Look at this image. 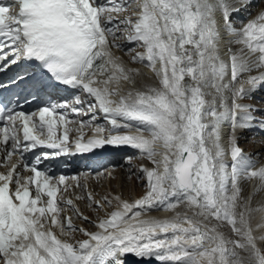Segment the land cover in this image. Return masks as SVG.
Here are the masks:
<instances>
[{
    "label": "snow or ice",
    "instance_id": "snow-or-ice-1",
    "mask_svg": "<svg viewBox=\"0 0 264 264\" xmlns=\"http://www.w3.org/2000/svg\"><path fill=\"white\" fill-rule=\"evenodd\" d=\"M237 2L244 8L251 4V0ZM13 3L19 8L15 15L10 6L0 4V71L21 60L38 62L46 70L41 75L50 84L26 72L18 73L12 83H27L36 92L49 86H68L91 100L87 110L73 106L85 103L78 95L27 113L12 107L0 109V152L5 154L0 166L8 165L15 154L23 160V153L37 148L55 150L23 164L32 175H21L19 164L0 173V264H125L123 258L129 254L169 264H264V252L257 246L264 235H254L264 229V205L253 208L251 197L242 196L240 185L242 179L256 178L264 188V166L254 169L237 138L238 130H248L255 122L252 113L260 111L239 101L249 89L264 85V72L248 77L249 88L240 83L244 74L264 69V11L237 29L231 16L241 9L232 7L229 0H217L216 4L209 0ZM131 3L138 5L135 18L114 21L112 13L125 11ZM218 9L226 32L234 38L229 42L242 46L236 52L229 49L227 63L219 55L220 33L214 15ZM121 25L126 39L145 49L132 57L133 63L145 64L157 78L156 84L125 95L110 85L120 80L134 85V77L141 73L126 69L112 57L110 49L121 47L114 43ZM253 56L256 58L251 59ZM229 73L231 79L224 83ZM5 87L0 82V88ZM209 88L217 94L211 102L206 99ZM225 92L231 93L230 105ZM118 95V101L111 99ZM217 98L222 110L216 107ZM61 109H70L76 116L92 113L90 120L79 122L80 135L74 142L77 152L105 143L128 145L154 165L140 168L147 180L146 194L133 203L116 197L117 209L98 221L97 231L80 229L87 238L76 243L60 238L76 231L71 217H61L63 198H58V193L67 190L66 178L39 168L50 155L70 151L66 125L74 121ZM94 110L104 113L113 129L120 126L118 118L138 121L140 134L105 139L103 127L98 126L93 138L85 142L83 128L96 119ZM225 123L230 126L227 153L221 144ZM259 123L264 125V120ZM58 128L63 129L61 135ZM226 155H230L231 164ZM86 198L97 209L112 203L107 196L95 200L87 193ZM63 204L88 220L71 199ZM181 204L191 215L175 212ZM157 209L175 214L170 219L141 218ZM257 212L260 220L253 226L251 220ZM211 220L217 224L209 227ZM225 224L236 239L218 231Z\"/></svg>",
    "mask_w": 264,
    "mask_h": 264
},
{
    "label": "rangeland",
    "instance_id": "rangeland-1",
    "mask_svg": "<svg viewBox=\"0 0 264 264\" xmlns=\"http://www.w3.org/2000/svg\"><path fill=\"white\" fill-rule=\"evenodd\" d=\"M118 2L120 4H128L130 3V0H118ZM217 2V1H216ZM215 2V4H216ZM230 2V0H229ZM261 7V8H260ZM138 10V5L136 3H131L130 7H127L125 11L120 12L119 14L113 12L112 16L113 19H116V21H121L123 19H125L126 17L132 16L133 18H135V12ZM261 11H264V4L261 6H256L255 7V11L252 12L250 14V16H248V18L245 20H240L241 22H233L235 25V28L240 29L241 27H243V25L245 23H247L248 21L254 19L258 13H260ZM221 16V11L218 9L214 14L217 18V22L220 23V20H223L222 17H219V14ZM253 15V16H252ZM121 27V31L117 33V36L119 37L118 39H116L114 42L119 45H122V47H120V50H118L119 56L121 57V59H123L127 66L130 69H135L140 63H133L132 57L134 55H136V53H139V51L144 50L143 47L138 46L137 44H135L134 42L130 43L127 39V33L123 32V25L120 26ZM225 36H230L227 32H223L222 33ZM231 37V36H230ZM234 39L233 37L229 39L232 40ZM228 40V38H227ZM228 41L227 43V49L229 51V49H231L232 52H236L238 51L242 46L238 45V44H234V43H230ZM123 43V44H122ZM130 43V44H129ZM130 45V46H129ZM123 49V50H122ZM230 55V53H229ZM256 57L253 56L251 57V59H255ZM150 69V68H149ZM151 70V69H150ZM261 71H263V69H259V70H254L250 73L244 74L241 78H240V83L244 82L245 80L248 79L249 76H252L256 73H260ZM153 79V77H151ZM135 79V84H129L127 81L124 80H120L119 83L115 84L114 88H116L118 91H124V90H129L132 88H136L137 90H140V82H139V77L138 75H136L134 77ZM150 83H154V81L152 80ZM147 85H152V84H146L144 86ZM238 86V85H237ZM140 88V89H139ZM142 90V89H141ZM206 92L209 93V95L206 97V99L211 102L214 96H217L216 92L214 89H206ZM251 91H249L250 94ZM249 94L242 99L241 101H239L240 103H244L247 105H250L251 107H258L260 105L264 106V100L262 101H256L255 99H253L251 96H249ZM249 96V97H248ZM224 97L228 100L229 105L231 103V93L230 92H225L224 93ZM263 98V97H262ZM262 102V103H261ZM260 103V105L258 104ZM258 105V106H257ZM220 106L219 103V98H217L216 101V107L218 108ZM253 116L255 118L261 117L258 115L257 112L252 113ZM264 117V116H263ZM257 121H255L256 123ZM254 125V124H253ZM106 127V125H105ZM263 126L261 125L260 128L262 130H264V128H262ZM79 128V127H78ZM108 129V125L106 127ZM250 132H254L255 135ZM250 135L246 136L244 138V140L241 141L240 138H238V142H239V146H241L244 149V154L246 157L250 158L254 169H259L261 166H264V135L261 134V132L259 131H250ZM260 134V135H259ZM261 136V138H260ZM263 137V139H262ZM249 138V139H248ZM257 138V140H256ZM259 138V139H258ZM260 145V146H259ZM261 149V150H260ZM254 151V153H253ZM253 154H258L253 155ZM146 155L142 156V155H138V156H130L126 162L124 164H120L115 166L114 169H112V172L114 171V175H115V180L112 182V178L110 177V175H113L112 172L109 173V177L108 176H103L104 178L100 181L102 185H99L97 189H95L94 187H90V183L85 182L81 183L80 186H78L80 188V191L77 192L75 195L73 196H69L67 198H63V201H66L68 199H71L73 201V205L75 206V208L79 209V211L82 213L81 211V206L87 207L86 208V212L89 213L91 216H97L101 219L106 218V216L108 214H110L112 211H114V206L111 204V206L109 205H105L100 208L97 209L95 207V205H90L87 198L84 199H77V197H83V196H87V193H91L93 198L95 200H102V198L104 196H102L103 194H105V192L110 195L113 196L114 191L118 192L119 194H121L125 201H136L137 199L142 198L147 191V180H146V176L144 173H142L140 171V168L142 166L143 163H146L147 168L151 169L154 167V165L148 160L147 157H145ZM146 167V166H143ZM111 171V170H110ZM122 178L124 179V181L127 182L126 185H124L125 183H122ZM116 181V182H115ZM103 182V183H102ZM88 183V184H87ZM123 184V185H122ZM240 185L242 187V196L244 198H249L251 197V206L253 208H257L260 207L262 205H264V188H260V181L256 178H253L251 180H241L240 181ZM252 187V189H250ZM77 188V189H79ZM83 188V189H82ZM112 188V189H111ZM118 189V190H117ZM259 189V190H258ZM102 191V197L100 198L98 195V191ZM112 190V191H111ZM109 198V196H107ZM110 199V198H109ZM121 199V198H120ZM111 201H113L112 199H110ZM63 201H61V205L63 207V211L61 212V217H71L72 219V225L74 227V229H76V231H73L72 233L70 232L67 235V238L69 239L70 242H74L76 243L77 241L86 239L87 237L84 236L82 234L81 231H79L80 229H85L89 232L92 231H97L98 228L95 227V225L98 223V221H96L95 219L86 216L85 214H83V216L88 217V220H84L80 217H78L76 215V213L69 207H67L66 205L63 204ZM113 203V202H112ZM114 204V203H113ZM187 210L185 205L181 204L177 207V209L175 210V212H181V211H185ZM155 211H151L150 213H154ZM171 212L172 215L174 216L175 212L173 211H168ZM190 212V211H189ZM101 214V215H100ZM104 215V216H102ZM97 217H95L97 219ZM143 218V217H141ZM257 220V221H256ZM260 220V213L257 212L254 214L252 220H251V224L254 226V224L256 222H258ZM84 224H82V223ZM217 221L215 220H211L208 222L209 227L216 225ZM261 230V229H260ZM259 230V231H260ZM218 231L222 232L224 234V236L228 239H236L237 237H235L232 232H231V227L228 225H220L218 227ZM70 234H73L70 235ZM254 235L256 236V232H254ZM238 252H240V255L242 257H246L247 253L242 252L240 250H237Z\"/></svg>",
    "mask_w": 264,
    "mask_h": 264
},
{
    "label": "bare ground",
    "instance_id": "bare-ground-1",
    "mask_svg": "<svg viewBox=\"0 0 264 264\" xmlns=\"http://www.w3.org/2000/svg\"><path fill=\"white\" fill-rule=\"evenodd\" d=\"M217 0H209V2L210 3H212V4H215V2H216ZM264 3L263 2H261V5H263ZM261 8V7H260ZM250 11H253L254 10V8L253 7H250V9H249ZM12 14V13H11ZM221 14H222V12H221ZM14 15V14H13ZM215 15V14H214ZM219 15V17H221L220 16V13L218 14ZM241 15H244V13H241ZM253 16V15H252ZM109 39H110V37H109ZM227 41V37L225 36V35H221L220 34V40L218 41V49H219V55H220V58L224 61V57L226 58V56L228 55V53H227V50L225 51V50H223V51H220V49H221V47H222V45H223V42H226ZM115 43V42H114ZM115 44H117V42L115 43ZM123 44V43H122ZM130 44V43H129ZM136 44V43H135ZM130 46V45H129ZM116 49V47H112L111 49H110V51H111V54H112V57L114 58V59H116L119 63H121L122 65H123V67H125L126 69H130L128 66H127V64H126V62L123 60V59H121V58H119L118 57V55H117V53L114 51ZM117 49H119V48H117ZM123 50V49H122ZM157 68H159L160 66L158 65V66H156ZM139 70V73H141L140 75H138V77H139V82H140V88L141 89H143L145 86L144 85H146V84H152V85H154V84H156V82H157V78H156V76L154 75V73H153V71L152 70H150L145 64H143V63H140L135 69H132V70ZM151 77H153V79L151 78ZM154 81V83H150L151 81ZM246 81L247 80H245L242 84L244 85V87H249L248 85H247V83H246ZM116 83L114 82L112 85H110V87H112V88H114ZM139 88V89H140ZM140 89V90H141ZM135 90H137L136 88H132V89H127V90H124V91H118L119 92V95H125L127 92H129V91H135ZM119 95L118 96H112L111 97V99L112 100H114V101H118V99H119ZM263 102V101H262ZM261 102V103H262ZM259 105H260V103H258ZM258 106V105H257ZM260 107V106H259ZM218 110H222V109H220V106L217 108ZM259 113L261 112V111H258ZM119 120V119H118ZM132 121V120H131ZM135 122V124L133 123V124H131L129 121H128V123H129V126L127 127V129H125V130H121V132L122 131H124L123 133H121V134H117V135H137V134H140V133H138L137 132V128L138 127H140V125H139V122L137 123L136 121H134ZM122 123H124V121H122ZM254 124V125H253ZM252 124V126H251V128L250 129H248V130H239L238 131V133H239V135H240V139H241V141L242 140H244V138L246 137V136H248V135H250V133H252V135L254 134L255 135V133L254 132H250V131H255L256 129H260V126L262 125V124H258V123H253ZM263 126V125H262ZM264 127V126H263ZM262 127V128H263ZM224 128H226V126L223 124L222 126H221V132H223V130H224ZM256 128V129H255ZM262 130V129H261ZM250 132V133H249ZM147 133V132H146ZM145 132L143 133V135H145V136H147L148 135V133L146 134ZM93 134H95V132H93ZM260 135V134H259ZM224 138V137H223ZM260 138H261V136H260ZM246 139V138H245ZM249 139V138H248ZM259 139V138H258ZM262 139H263V137H262ZM256 140H257V138H256ZM224 141L225 140H223L222 141V135H221V144H222V146L224 145ZM260 146V145H259ZM157 148H158V150H159V146H157ZM261 150V149H260ZM253 153H254V151H253ZM135 154L136 155H139V154H141L140 152H139V150H138V152L136 151L135 152ZM253 155H256V154H253ZM258 155V154H257ZM256 155V156H257ZM227 156L228 155H226L225 157L227 158ZM125 165V164H124ZM111 170V171H110ZM162 170V169H161ZM110 172H112V169H109L108 171H106V173L103 175V176H108L109 177V173ZM112 174L113 175H110V177L112 178L111 180H112V182L115 180V175H114V171L112 172ZM102 175H96V176H91V178L89 177L88 179L91 181V183H90V187H94L95 189H97L98 188V186L99 185H102V184H100L101 182V180L104 178ZM116 182V181H115ZM103 183V182H102ZM122 183H125L124 185H126L127 184V182L126 181H124V179L122 178ZM123 185V184H122ZM83 189V188H82ZM112 189V188H111ZM97 190H99V189H97ZM118 190V189H117ZM80 191V189L79 190H76V192H79ZM112 191V190H111ZM119 192V191H118ZM118 192H116V191H114V194H113V196H110V195H108L106 192H105V194H103L102 195V191L100 190V191H98V195H99V197L101 198L102 196H109V198L110 199H112L113 201V203H111L113 206H114V210H116L117 209V207H118V204H117V200L115 199L116 197H119V198H121L120 200H123V201H125V199H124V197L121 195V194H119ZM102 195V196H101ZM83 197H85V196H83ZM86 198V197H85ZM82 200V199H81ZM101 200V199H100ZM127 202H129V203H133V202H135V201H127ZM94 205V204H93ZM105 205H107V204H105ZM81 208V211H82V213L83 214H85L86 216H88V217H91V218H93V219H95L96 221H99L101 218H99V217H97L96 215L95 216H91L89 213H87L85 210H86V208L87 207H84V206H81L80 207ZM153 211V210H152ZM155 211V210H154ZM187 211V214L188 215H191V212H189L188 210H185V211H181V213H184V212H186ZM151 211H149L148 213H146V214H144V215H142V217L143 218H157V219H170V218H172L173 217V215H172V213L171 212H168V211H165V210H159V209H157L154 213H150ZM177 212V211H176ZM101 215V214H100ZM102 216H104V215H102ZM95 217H97V219L95 218ZM257 221V220H256ZM82 223V222H81ZM257 223V222H256ZM255 223V224H256ZM83 224V223H82ZM255 224H254V226H255ZM84 225V224H83ZM72 233V232H71ZM57 234H59V232H57ZM70 235H72L73 236V234H70ZM261 235H264V229H261L260 231H256V236L257 237H259V236H261ZM61 239H67V240H69L68 238H67V235L66 236H61L60 237ZM260 241V242H259ZM257 240V242H259V244L261 245V247H262V249H263V251H264V241L262 242V240ZM74 243V242H73ZM129 257V258H128ZM132 255H127L126 257H124L123 259L125 260V264H128V263H130L131 262V260H132ZM155 257H153V258H144V259H140V262L139 263H141V264H148L152 259H154Z\"/></svg>",
    "mask_w": 264,
    "mask_h": 264
}]
</instances>
